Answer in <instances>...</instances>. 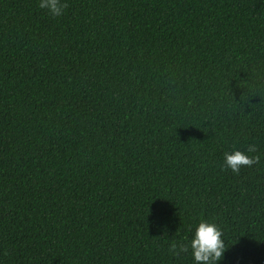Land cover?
I'll list each match as a JSON object with an SVG mask.
<instances>
[{
  "label": "trees",
  "instance_id": "16d2710c",
  "mask_svg": "<svg viewBox=\"0 0 264 264\" xmlns=\"http://www.w3.org/2000/svg\"><path fill=\"white\" fill-rule=\"evenodd\" d=\"M0 0V264H264V0Z\"/></svg>",
  "mask_w": 264,
  "mask_h": 264
},
{
  "label": "clouds",
  "instance_id": "9594fccd",
  "mask_svg": "<svg viewBox=\"0 0 264 264\" xmlns=\"http://www.w3.org/2000/svg\"><path fill=\"white\" fill-rule=\"evenodd\" d=\"M65 0H39V7L45 9L47 14L56 17L62 14L66 7ZM264 153L258 151L255 143H249L244 149L232 148L223 154V164L233 173H239L242 166L257 164ZM170 249L173 255L189 253L193 264H217L225 251L224 240L220 227L209 219L201 218L194 222V228L189 237L181 241L172 242Z\"/></svg>",
  "mask_w": 264,
  "mask_h": 264
}]
</instances>
